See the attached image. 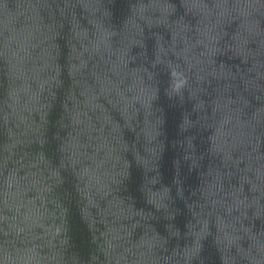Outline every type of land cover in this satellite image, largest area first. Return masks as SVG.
I'll list each match as a JSON object with an SVG mask.
<instances>
[{
  "label": "water",
  "instance_id": "1",
  "mask_svg": "<svg viewBox=\"0 0 264 264\" xmlns=\"http://www.w3.org/2000/svg\"><path fill=\"white\" fill-rule=\"evenodd\" d=\"M0 264H264V0H0Z\"/></svg>",
  "mask_w": 264,
  "mask_h": 264
}]
</instances>
